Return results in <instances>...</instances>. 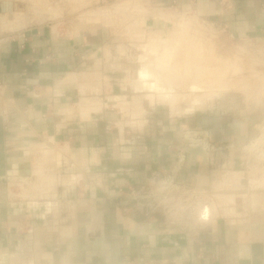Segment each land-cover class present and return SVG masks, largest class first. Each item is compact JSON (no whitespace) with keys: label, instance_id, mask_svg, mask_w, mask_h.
Here are the masks:
<instances>
[{"label":"crops","instance_id":"1","mask_svg":"<svg viewBox=\"0 0 264 264\" xmlns=\"http://www.w3.org/2000/svg\"><path fill=\"white\" fill-rule=\"evenodd\" d=\"M144 2L165 23L162 9L184 10L264 42V0ZM81 22L73 33L38 24L0 38V264H264V204L235 190V152L262 123L257 98L164 117L152 96L130 94L128 47ZM190 129L223 149L211 160L187 150L177 182L201 198L154 210L131 200L174 163Z\"/></svg>","mask_w":264,"mask_h":264},{"label":"rangeland","instance_id":"2","mask_svg":"<svg viewBox=\"0 0 264 264\" xmlns=\"http://www.w3.org/2000/svg\"><path fill=\"white\" fill-rule=\"evenodd\" d=\"M45 1L47 3L44 8L47 9L43 19L45 10L41 11L42 7L37 0H0V38L38 24L56 26L60 31L73 33L82 28L81 25L74 26L79 20L83 21L81 22L83 24L94 21L91 27L86 26L100 28L105 33L110 32L114 44L126 45L129 49L125 54L130 59V78L132 82L138 81L133 91H139L138 94H135L136 92H130V94L147 96L146 98L152 96L153 109H158L164 117L171 115L175 117L186 113L185 117L189 111L202 109L214 101L229 102L232 99L236 102L234 104L241 106L242 101L257 98L252 110L261 112L262 123L252 139L237 148L235 152V157L241 161V168L236 172L244 173L236 182L235 190L237 189L239 197L249 192L248 197L252 198V202L255 201L257 205L264 204L263 41L234 39L184 10L162 9V14L168 16L166 20L170 23H165L159 18L147 17L149 11L146 9L153 12V9L160 8L151 5V8L145 7V0H93V3L88 4H83L82 0ZM83 29L86 28L83 27ZM149 37L152 39L150 40ZM123 53L121 50L120 54ZM198 54L199 57H197ZM223 59L226 61L223 62ZM163 60L167 61V68L163 65ZM116 61L119 65H123V59ZM189 61L191 64L188 63ZM222 62L224 66L220 65ZM194 68L198 69V74L192 71ZM204 69L212 70L206 74ZM188 70L192 73L189 74ZM158 73H161L160 76H166L167 79H176L179 84L176 87L162 84ZM190 75L194 79L192 77L188 79L187 76L190 78ZM205 77L207 79H204ZM197 81H199L198 84ZM210 82L212 84H209ZM161 92L173 96L172 106L157 101L158 93Z\"/></svg>","mask_w":264,"mask_h":264},{"label":"built area","instance_id":"3","mask_svg":"<svg viewBox=\"0 0 264 264\" xmlns=\"http://www.w3.org/2000/svg\"><path fill=\"white\" fill-rule=\"evenodd\" d=\"M189 149H200L210 157V160L223 150L210 139L206 131L190 129L183 132L182 144L177 149L174 163L167 169L152 173L150 182L139 189L131 190L129 198L141 203L148 210L165 207L173 200L185 202L188 199H200L201 195L198 192L177 182Z\"/></svg>","mask_w":264,"mask_h":264},{"label":"bare ground","instance_id":"4","mask_svg":"<svg viewBox=\"0 0 264 264\" xmlns=\"http://www.w3.org/2000/svg\"><path fill=\"white\" fill-rule=\"evenodd\" d=\"M37 1H38V3H39V6L42 7V8H40L41 11H42V9H45V8L43 7L44 4H46V3H44V0H37ZM47 6H48V5H47ZM46 9H47V8H46ZM146 10H147V9H146ZM154 11H155V10H154ZM47 12H48V10H47ZM53 12H54V11H53ZM160 12H161V11H160ZM36 13H37V12H36ZM51 13H52V12H51ZM51 13H50V14H51ZM150 13H151V12H150ZM150 13H149L148 16H150ZM158 13H159V12H158ZM34 14H35V12H34ZM146 14H148V13H146ZM151 14H153V13H151ZM39 15H40V14H39ZM34 16H36V15H34ZM44 16H45V15H44ZM151 16H153V15H151ZM159 16H161V15H159ZM38 17H39V16H38ZM41 17H42V16H41ZM48 17H49V16L47 15V18H48ZM138 17H139V16H138ZM153 17H155V16H153ZM50 18H51V17H50ZM141 18H142V17H141ZM156 18H157V16H156ZM41 19H42V18H41ZM43 19H45V18H43ZM51 19H52V18H51ZM29 20H30V19H29ZM161 20H162V19H161ZM168 20H169V19H168ZM39 21H41V20H39ZM39 21H38V22H39ZM165 21H166V20H165ZM181 21H182V20H181ZM29 22H30V21H29ZM132 23H133V22H132ZM169 23H170V22H169ZM171 24H172V23H171ZM12 25H13V24H12ZM184 27H185V26H184ZM139 28H140V27H139ZM142 29H143V28H142ZM184 29H185V28H184ZM186 29H187V28H186ZM136 30H138V29H136ZM185 31H186V30H185ZM188 31H189V30H188ZM130 33H131V32H130ZM178 33H179V32H178ZM184 33H185V32H184ZM134 34H135V33H134ZM185 34H186V33H185ZM149 38H150V37H149ZM168 38H169V37H168ZM151 39H152V38H150V40H151ZM195 39H196V38H195ZM195 39H194V40H195ZM168 40H170V39H168ZM179 42H180V40H179ZM183 42H184V41H183ZM174 44H175V43H174ZM180 44H181V43H180ZM182 44H183V43H182ZM174 46H175V45H174ZM197 46H198V45H197ZM200 46H202V45H200ZM182 47L184 48L183 45H182ZM188 47H189V46H188ZM194 48H195V47H194ZM197 48H198V47H197ZM172 49H173V48H172ZM207 49H208V48H207ZM143 50H144V49H143ZM203 50H204V49H203ZM201 52H202V51H201ZM206 52H207V50H206ZM157 54H159V52H158ZM164 55H167V54H164ZM164 55H163V56H164ZM192 56L194 57V56H196V55H192ZM197 57H199V54L197 55ZM223 58H224V56H223ZM195 59H196V58H195ZM199 59H201V58H199ZM224 59H225V58H224ZM224 59H223V60H224ZM225 61H226V60H224L223 62H225ZM166 62H167V61H166ZM166 62L163 60V63H164L163 65H165V67H166ZM223 62H222V63H223ZM188 63H190V61H189ZM222 63H220V65L224 66V63H223V64H222ZM190 64H191V63H190ZM213 65H214V64H213ZM216 65H217V64H216ZM214 66H215V65H214ZM217 66H218V65H217ZM185 67H186V66H185ZM192 67H194V66L192 65ZM195 67L198 68V66H195ZM166 68H167V67H166ZM166 68H165V70H166ZM189 68H190V67H189ZM212 68H213V70H214V67H213V66H212ZM220 68H221V67H220ZM228 68H230V67H228ZM160 69H161L162 71L164 70V69H162V68H160ZM160 69H159V70H160ZM206 69H207V68H206ZM206 69H204V70H205V73L207 74V73H209L208 71H209L210 69H209V70H206ZM233 69H234V68H233ZM142 70H143V69H142ZM190 70H191V69H190ZM202 70H203V69H202ZM211 70H212V69H211ZM211 70H210V71H211ZM221 70L223 71L222 68H221ZM192 71H193V72L196 71L195 74H198V72H197L198 69H195V68H194V70H192ZM192 71H191V73H192ZM236 71H237V70H236ZM188 72H189V70H188ZM163 73H164V72H163ZM191 73L189 72V74H191ZM202 73H203V72H202ZM205 73H204V74H205ZM158 74H159V75H158V76H159L158 78L160 79V82H162V84H164V85H167V84H168V85H170V86H172V87H176V86L179 84L178 82H176V79H175V80H174L173 78H172V79H170V78L167 79V77L164 76V75H163V76H160L161 73H158ZM195 74H194V75H195ZM204 74H203V75H204ZM208 75H209V74H208ZM220 75H221V73H220ZM188 76H189V75H188ZM188 76H187L188 79H192V78L194 79V77H192L191 75H190V78H189ZM195 76H196V77H199V75H198V76L195 75ZM223 76H224V75H223ZM183 77H184V76H183ZM191 77H192V78H191ZM196 77H195V78H196ZM204 79H207V77H205ZM213 79H214V78H213ZM181 80H183V79H181ZM196 80H197V78H196ZM215 80H216V79H215ZM188 81L191 82L190 80H188ZM199 81H200V79H199ZM199 81H197L196 83L198 84ZM201 81H202V79H201ZM208 81H209V79H208ZM208 81H206V82H208ZM213 81H214V80H213ZM213 81H212V82H213ZM223 81H224V80H223ZM225 81H226V80H225ZM193 83H194V82H193ZM202 84H203V83H202ZM209 84H212V83L210 82ZM193 85H194V84H193ZM203 85L206 86V84H203ZM203 85H202V87H204ZM170 86H168V87H170ZM209 86H210V85H209ZM195 87H197V86H195ZM211 87H212V86H211ZM211 87H210V88H211ZM199 88H201V87H199ZM177 89H178V88H177ZM179 90H180V89H179ZM202 90H205V89L202 88ZM202 90H201V91H202ZM188 91H189V90H188ZM194 92H195V91H194ZM179 93L181 94V92H179ZM190 93H191V92H190ZM192 93H193V92H192ZM195 93H196V92H195ZM198 93H199V92H198ZM174 94H175V93H174ZM182 94H183V93H182ZM192 95H193V94H192ZM194 95H195V94H194ZM151 98H152V97H151ZM172 98H173L172 95L167 94V93H162V92H161V93H158L157 101H159V103H160V101H161V102H163V104L165 103L166 105L168 104V105H171V106H172V104H173L172 101H171ZM181 98H182V97H181ZM150 100H151V99H150ZM173 100H174V99H173ZM189 100H190V99H189ZM151 101H152V100H151ZM193 101H195V100H193ZM154 102H155V101H154ZM181 102H182V101H181ZM177 103H179V101H178ZM149 104L151 105V103H149ZM195 104H197V103H195Z\"/></svg>","mask_w":264,"mask_h":264},{"label":"water","instance_id":"5","mask_svg":"<svg viewBox=\"0 0 264 264\" xmlns=\"http://www.w3.org/2000/svg\"><path fill=\"white\" fill-rule=\"evenodd\" d=\"M201 207L203 208V219L204 220H207L209 218V203L208 202H202L201 204Z\"/></svg>","mask_w":264,"mask_h":264}]
</instances>
